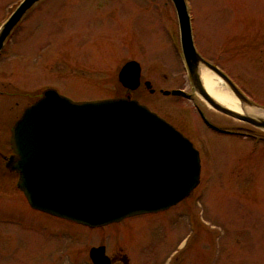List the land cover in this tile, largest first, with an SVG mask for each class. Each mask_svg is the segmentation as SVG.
Wrapping results in <instances>:
<instances>
[{
	"label": "rangeland",
	"instance_id": "374dc122",
	"mask_svg": "<svg viewBox=\"0 0 264 264\" xmlns=\"http://www.w3.org/2000/svg\"><path fill=\"white\" fill-rule=\"evenodd\" d=\"M20 1L0 0V12ZM185 2L198 53L264 108V0ZM22 48L25 86H38L26 92L27 103L47 86L74 101L115 98L120 66L135 58L142 79L154 89L149 92L142 83L135 98L151 110L178 115L194 129L202 170L199 184L179 208L187 216L131 217L96 228L45 219L27 206L19 210L24 196L17 175L0 173V213L12 210L24 222L9 226L14 249L39 254L48 248L45 240L52 228H58L74 235L75 263H81L90 245L103 243L109 253L123 248L134 264H212L214 255L217 264H264V130L223 115L192 92L171 0H41L12 37L9 60L17 59L15 52ZM181 88L193 98L160 92ZM200 114L251 134H219ZM9 228L0 222L2 241ZM57 264L66 260L60 256Z\"/></svg>",
	"mask_w": 264,
	"mask_h": 264
},
{
	"label": "water",
	"instance_id": "95a60500",
	"mask_svg": "<svg viewBox=\"0 0 264 264\" xmlns=\"http://www.w3.org/2000/svg\"><path fill=\"white\" fill-rule=\"evenodd\" d=\"M40 0H22L0 28V47L18 20ZM179 41L192 85L210 106L264 130V116L218 67L196 50L185 0H171ZM209 70L238 100L240 111L212 97L200 78ZM140 64L124 63L118 79L135 89ZM145 86L153 92L149 81ZM164 94L188 96L182 89ZM10 168L31 207L97 227L126 217L167 209L188 197L200 180V157L192 142L135 99L74 101L47 88L26 107L11 130ZM99 249L92 248L96 263ZM102 263V262H101Z\"/></svg>",
	"mask_w": 264,
	"mask_h": 264
},
{
	"label": "flooded vegetation",
	"instance_id": "af4514ba",
	"mask_svg": "<svg viewBox=\"0 0 264 264\" xmlns=\"http://www.w3.org/2000/svg\"><path fill=\"white\" fill-rule=\"evenodd\" d=\"M40 2V1H39ZM38 2V3H39ZM37 3V4H38ZM36 4V5H37ZM18 4L13 5L9 11L0 12V28L4 24V22L8 19L10 14L15 10ZM34 7L30 8L19 20L18 22L12 27L10 32L7 34V36L4 38L2 42V46L0 47V173H7L14 172L17 175L18 174L10 168V159L15 155L13 149L10 145V137H11V130L16 121L21 117L23 111L34 103L43 93L47 87L40 88L38 93H35L33 98L29 103L26 102V92L29 90L33 91L38 88L37 87H29L32 88V90L27 89V86H25V74H26V57H25V50L18 49L19 52H15L16 58L14 61L9 60L10 54V42L12 40V37L15 35L16 31L22 26L24 23L27 13L32 10ZM200 54V53H199ZM202 56V55H201ZM203 57V56H202ZM204 58V57H203ZM205 59V58H204ZM8 60V61H7ZM130 60H136L133 57H130L129 59H126L120 66L118 72H117V78L120 69L124 65L125 62ZM137 61V60H136ZM208 61V60H207ZM216 67H218L221 71H223L217 64L214 62H210ZM188 71V70H187ZM224 72V71H223ZM15 73L18 75V79L15 78ZM227 75V74H226ZM189 81L191 84L192 92L197 93L192 85V81L190 78V75L188 73ZM18 81V82H17ZM21 82V83H20ZM119 85H120V93L115 96V98H124V99H136L135 94L139 90L141 84L145 85V80L141 77L140 72V82L139 85L135 89H130L129 87L122 84V82L118 79ZM3 83V85H2ZM18 84V85H17ZM35 85V84H33ZM32 86V85H30ZM51 88V87H49ZM152 88V86H151ZM27 89V90H26ZM150 92V89L147 88ZM184 90L183 88H181ZM154 90V89H153ZM172 90V89H171ZM185 91V90H184ZM37 92V91H36ZM160 92H163V90H160ZM188 96H181V95H173V94H166L171 95L174 97H184L186 99L193 98V94L187 93ZM137 100V99H136ZM146 105V104H145ZM147 106V105H146ZM148 107V106H147ZM149 108V107H148ZM197 111H202V108H200L198 105L196 106ZM150 109V108H149ZM15 110V111H14ZM154 111L157 115H159L161 118L166 120L168 123H170L174 128H176L179 132H181L185 137H187L194 147H196L195 142L193 140V134L194 129L189 125L186 124L178 115H173L171 113L166 112L160 113L156 110ZM223 115H226L225 113H222ZM202 122L207 125L209 128L214 129L219 134L228 135V136H238L242 135V137L247 138L251 133L250 130L246 129H235L233 127H230L228 125H219L218 123L214 122L213 120L209 119L205 114H200ZM229 116V115H228ZM197 148V147H196ZM198 149V148H197ZM200 156V153H199ZM202 170V159L200 158V173ZM17 185V182H16ZM19 189V188H18ZM20 190V189H19ZM21 191V190H20ZM22 192V191H21ZM23 194V192H22ZM24 196V194H23ZM190 196V195H189ZM188 198V197H187ZM187 198H184L183 200L179 201L175 205H172L168 207L167 209L159 210L156 212H150V213H144L135 215L132 217H139V216H147L149 220H152L153 218H159L160 216H167L168 213L173 212L172 216H174L175 220L176 218H182L183 216H187V211H184V209H179L183 201ZM21 205L19 206V210L23 211V208L27 206L28 210L39 214L45 217V219L49 218L51 220L53 219H61L65 220L67 224L69 223H75L71 220L60 218L54 215H51L49 213L43 212L41 210L35 209L30 206L27 199L24 196V200L20 202ZM12 207H14L12 205ZM12 210H8L6 213L1 212L0 213V222L3 223L7 228L9 226H23L24 222L22 221L21 215H15L14 213L11 214ZM14 211V209H13ZM131 218V217H128ZM127 219V218H125ZM125 219H122L118 222H122ZM165 219V218H164ZM55 227V226H54ZM10 229V228H9ZM58 229V228H57ZM56 228H52L50 234L47 236L45 243L48 244V248L43 250H38V253L28 254L23 253L22 251L14 249L11 244V239H13V245L15 244V238L13 237L14 231L10 229V231L7 233L6 237H4L6 240L3 239V241L0 238V264H12V261L20 262L19 264H57V261L60 259V256L63 257L66 260V264H134L131 262V257L126 253V251H123V248H119L116 250V253H109L106 249V246L103 243L97 244V245H90L87 248V252L82 255L80 258L81 263H75V252H74V246H73V240L74 235L69 230H57ZM50 236V237H49ZM11 238V239H10ZM37 237L34 238V240ZM239 239V238H238ZM40 241V240H38ZM214 243V240H213ZM215 244H218L217 241H215ZM97 248L99 249V253L97 258L101 260V262L96 263L94 259L92 258L91 249ZM26 255V256H25ZM215 262L212 264H217L216 260L217 257L215 255L212 257ZM213 260V261H214ZM212 261V262H213ZM137 264V263H136ZM155 264V263H151ZM158 264V263H157ZM170 264V263H165ZM177 264V263H174Z\"/></svg>",
	"mask_w": 264,
	"mask_h": 264
},
{
	"label": "bare ground",
	"instance_id": "6f19581e",
	"mask_svg": "<svg viewBox=\"0 0 264 264\" xmlns=\"http://www.w3.org/2000/svg\"><path fill=\"white\" fill-rule=\"evenodd\" d=\"M199 73L205 89L212 97L221 102L223 105L240 111L238 100L226 87H224V85L217 77H215L209 70L204 67H201L199 69ZM245 111L249 114L264 116V112L259 109L246 107Z\"/></svg>",
	"mask_w": 264,
	"mask_h": 264
}]
</instances>
